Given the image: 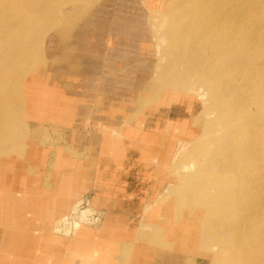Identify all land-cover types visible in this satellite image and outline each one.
I'll list each match as a JSON object with an SVG mask.
<instances>
[{"label":"rangeland","instance_id":"rangeland-1","mask_svg":"<svg viewBox=\"0 0 264 264\" xmlns=\"http://www.w3.org/2000/svg\"><path fill=\"white\" fill-rule=\"evenodd\" d=\"M195 4L192 0H0V191L4 187L8 190V185L17 180L21 187L30 189L32 177L40 176L38 163L41 161L45 166L42 175L44 172L49 175V171L50 175L54 174L51 153L48 160L45 152L28 151L33 139L24 133L30 122L26 101L30 96L36 101L41 95L51 97L62 92L59 86L63 78L58 79L61 74L58 65L63 59L72 57L57 55L58 45H72L73 41L68 38L73 37L78 43L86 31L105 34L106 29H102L104 26L99 19V24L79 21L75 24L77 20H86L81 17L97 13L112 14L113 48L127 51L122 59L129 65V83H134L129 91H133L131 96L135 98L131 97L128 105L123 104L128 109L114 111V115L126 117L116 121L117 125L137 128L144 117L153 116L145 120V128L140 130L144 133L142 140L146 149L145 175L156 181L150 188V196L156 199L143 203L147 204L143 215L107 214L93 202L92 192L82 189L64 215L49 221L50 232L43 248L40 245L26 247L24 241L18 244L17 235L13 234V238L0 247V264L24 262L29 251L33 254L29 258L32 264H228L223 259L229 252L224 251L225 243L236 240L240 229L253 231L255 238L250 242L248 261L256 259L259 246L253 245L256 238L261 237L259 240L264 243L261 235H264V209L261 207L264 201L259 198L264 183L251 181L246 186L245 167H252L250 176L256 174V169L259 173L264 155H237V169L239 165L245 167L239 175L235 174L233 182L237 190L231 207L222 214L208 213L204 198L192 194L194 185L187 181L204 174L197 169L213 152L223 156L222 149H233L238 138L235 124L240 122L246 108H253V112L256 109V113L264 110V97L261 100L255 97L263 95L260 89L264 87V49L242 61L237 78L230 81L227 88L231 96L220 89V93L214 92L212 96V89L199 74L205 64L201 61L206 56L204 48L198 44L201 38L194 37L198 31L194 18L213 6L209 2L202 6ZM229 5L239 9L235 23L227 25L229 31L226 29L228 37L225 39L229 38L234 46L227 44L222 48L219 45L220 62L225 59L228 62L223 54L235 57L242 51L248 53L259 48L264 42V0L226 1V10H230ZM241 9H244L243 15ZM239 39L241 50L236 46ZM48 40L53 51L47 50ZM229 47L231 51L223 50ZM73 58L80 61V57ZM113 58L120 56L114 53ZM44 77L50 87L44 88L41 83ZM77 78L68 83L69 89L65 83L67 89L64 91L73 97L81 93ZM225 104L233 105L232 115ZM77 117L60 120L57 115L49 114L46 122L50 127L45 131L49 133L48 142L36 140V145H57L63 149H67L65 145L73 146L85 133L89 134L94 124L87 110L81 113V118ZM250 119L247 123L258 120L254 116ZM37 132L39 130L33 135ZM114 134H118L115 129ZM128 146L131 151L133 144L128 143ZM86 166L84 172H89ZM16 188L11 187V190ZM3 202L12 214L6 215L0 210V234L9 222L26 221L38 227L45 224L46 202L42 201L41 207L39 201H33L27 215L19 218L16 212L14 214L13 200H0L1 209ZM18 202L16 200L15 204ZM250 212L251 216L255 215L252 223L248 222ZM73 220L78 225L67 234L55 230L58 224L70 227Z\"/></svg>","mask_w":264,"mask_h":264},{"label":"crops","instance_id":"crops-1","mask_svg":"<svg viewBox=\"0 0 264 264\" xmlns=\"http://www.w3.org/2000/svg\"><path fill=\"white\" fill-rule=\"evenodd\" d=\"M81 18L86 20L75 19L77 20L75 24H78V21L86 23H98L100 21L104 26L102 29H106V33L86 31L83 33V37L80 38V42L76 43L74 41L76 38L73 37L68 38V40L73 41L72 45H58L57 55L72 57L69 60L63 59V63L60 62L58 65V72L61 73L58 79L63 78L59 86L62 92L58 91L57 95L51 97L47 94L41 95L37 97L36 101L30 96L26 101V112L30 115V124L28 123L24 133L26 132V136L33 139V145L28 147V151L30 149L38 153L45 152L47 159L49 158L48 160H50L52 154L54 174L50 175L49 171V175L46 172L42 175L45 166L44 162L41 161L38 163L40 176L32 177L30 189L21 187L20 182L17 183V180L14 184L8 185V190L4 187L3 191H0V200H13L14 206L12 207L14 214L16 212L15 216L18 218L27 215L28 208L33 201H39L41 207L46 202L47 204H44L45 224H41L39 227L31 222L27 224L26 221L24 223L9 222L5 224L8 230L5 229L0 234V247L9 238H13V234H16L18 244L19 241H24L26 247L41 246L43 248L48 237V231L50 232L49 221L53 222L57 217L64 215L82 189L83 191L90 190L93 202L107 214L137 215L142 213L143 215L144 208L147 205L144 206L143 203L147 200L156 199L154 195L150 196L151 184L156 181L149 179V177L146 178L145 175L144 159L146 149L142 140L144 133L140 130L141 128L144 130L145 120L152 119L153 116L144 117L140 126L135 128L120 127L117 125L119 122L116 121L124 120L126 117L114 115V111L128 109L123 104L125 102L129 103L130 98L134 99L135 96H131L133 91H129V88L134 87V83H129V65H125L122 59V57L127 56V51L113 48L112 14L110 16L102 15V13L89 14ZM103 18L104 20H102ZM58 34L60 33L58 32ZM76 34L77 32L74 33V35ZM48 44L49 40L47 41ZM49 46L47 50L53 51ZM114 53L120 58L114 59ZM47 55H51V53H47ZM73 57H80V61L76 62ZM75 77H78V85L81 87L80 96L77 97H73L69 95V92L64 91L67 89L65 83H70L71 79ZM41 83L44 88L50 87L46 77L41 80ZM31 84L33 85V83ZM31 84L30 86H32ZM69 87L68 84V89ZM137 101L139 102V99ZM43 105L48 107L45 108ZM86 110L90 112L94 124L90 127L89 134L85 133L77 143L72 144L73 146L65 145L67 149H63L57 147V145L42 144L39 147L36 145V140L47 141L49 133L45 131L50 127L49 123L46 122L49 114L57 115L60 120L74 119L76 116L79 119L81 113ZM167 124H170L169 119ZM114 129L117 130L118 134H114ZM37 130L39 132L33 135V132ZM69 137L70 135H68ZM49 143L51 142L49 141ZM128 143L133 144L131 151ZM31 157L33 159V153ZM85 164L86 167L90 168L89 172H84L83 167ZM11 187L17 188L13 191ZM16 200L20 202L15 204ZM5 205L3 202V209L0 208V210H4L6 215H11L12 212L8 211V207H5ZM139 205H142V207ZM38 230L42 233L35 232ZM32 255L29 251L25 255L24 262L19 261L18 263L32 264V259H29Z\"/></svg>","mask_w":264,"mask_h":264},{"label":"bare ground","instance_id":"bare-ground-1","mask_svg":"<svg viewBox=\"0 0 264 264\" xmlns=\"http://www.w3.org/2000/svg\"><path fill=\"white\" fill-rule=\"evenodd\" d=\"M192 1L196 2L197 4L195 5L198 6L206 5L207 2L211 3L213 6V8L211 9L209 8L207 10H204V14H202L200 17L194 18L195 27L198 28L196 35H194L195 27L193 28V30H191L194 37H198V39L201 38L202 42L198 44L201 45L202 49L204 48V52L206 56V59L201 61V63L205 62V64H202V67L200 69V72H202L203 74L200 72L199 74L203 76V79L205 78V80L202 81L205 82L206 85H208V87L212 89V96L214 92L215 93L219 92L218 91L219 89L220 92H222V90H226V94L228 96H231L227 92V88L229 86V82L235 78L238 67L241 65L242 61L245 58L251 57L256 53L260 52L261 50H263L264 42L261 43L259 48L257 49L254 48L253 51H249L248 53H246V51H242V53H239L235 57L230 54H223L222 55L223 59L224 57L227 58L228 62H226V59L220 62V57L218 54V52L220 51L219 45L222 48L225 47V45L227 44H230L231 47L234 46L233 45L234 43L231 44L230 41L228 40L229 38L227 40L225 39L226 37H228L226 29L228 24L235 23L234 20L237 17V14L239 13V9L236 10L235 7L230 8V5L228 7L230 8V10L229 9L226 10L227 8H225L224 3L226 1H236V0H209V1L192 0ZM231 4L233 5V2ZM236 5L237 4L235 3V6ZM214 11L215 12L218 11L219 13L216 15ZM243 13H244V9H241V15H243ZM228 21H232V22L228 23ZM232 28H235V26L234 27L232 26ZM235 31L236 30H234V32ZM230 34L229 37H231ZM236 35L238 34L236 33ZM232 38H234V36ZM236 38L238 39L239 37L236 36ZM260 40L261 39H259V41ZM233 42L235 41L233 40ZM237 42H238L236 43L237 49L241 50L242 48L240 44L241 40L239 39ZM223 50L231 51L230 47L228 49L224 48ZM260 92L263 95L255 96L258 100H261L264 97V87L260 89ZM225 107H228L230 109L228 110L230 111L229 115H232L233 111L231 110L233 109V105L229 107V104L228 105L225 104ZM221 109L223 110V108ZM252 116H254V119L257 118L258 120L255 123L252 122L247 123L248 120H251L250 118ZM240 119H241L240 122L235 124L237 125L236 127H237L238 138L236 142H234L233 144L234 145L233 149H227V148L222 149L223 156L218 155L216 151L213 152L210 156H208L202 161V164L197 169V172L198 171L204 172V174L202 176L192 177L191 179H189V181H187V184L194 185V189H192L191 193L192 194L195 193L197 196L204 198L205 200L204 205L208 209V213L212 214L213 216L216 215L217 213L222 214L226 212L227 207H231V203L234 199V191L237 190L236 185L233 182L235 180V174L239 175V172L242 169V167L243 168L245 167V165H243L242 167H240L239 165L237 169L236 166L237 155H241L242 157L264 155V110L260 109L256 113V109L253 112V108H246V112L244 111L241 114ZM224 143L226 144L225 141ZM222 158H224V160H222ZM261 164L262 166L259 169V173H257L256 167L255 166L253 167L256 169V174L253 176H250L251 174L250 171L252 167L250 166L245 167L246 168L245 185L247 183H250L251 181H255V182L260 181L259 183L261 184H262L261 181H263L264 183V160L261 161ZM238 188L241 190V187L238 186ZM239 192H237V194ZM259 198H261V200L264 201V190H262L261 196L259 195ZM261 207L264 209V204H262ZM254 216L255 215L251 216V212H250L248 217L249 223L254 222V218H255ZM77 225L78 222L73 220L71 221L70 227H64L58 224L56 225L55 230L63 231L65 234H67L69 230L77 227ZM239 231L240 232L237 236V239L236 240L234 239L232 242L230 240L227 242L226 241L227 238L224 237V240L226 241L224 251L227 249L229 252L226 253L228 257H225L224 255L223 259L228 264H249L250 262H251L250 264H264V243H262V240H259L261 237L256 238L255 241L256 243L253 244V245H259L258 250L256 251L255 254L256 259L252 257L253 261L250 260L248 261L249 253H250L248 249L251 247L250 242L255 238L254 237L255 235L252 234L253 231L250 229L249 230L240 229ZM261 235L263 238L264 236L263 233ZM242 237H246V240H242Z\"/></svg>","mask_w":264,"mask_h":264}]
</instances>
